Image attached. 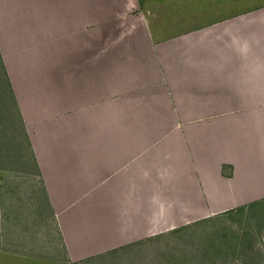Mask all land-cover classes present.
Returning <instances> with one entry per match:
<instances>
[{
    "label": "crops",
    "instance_id": "crops-1",
    "mask_svg": "<svg viewBox=\"0 0 264 264\" xmlns=\"http://www.w3.org/2000/svg\"><path fill=\"white\" fill-rule=\"evenodd\" d=\"M0 59L52 226L14 205L0 264H185L264 202V0H0Z\"/></svg>",
    "mask_w": 264,
    "mask_h": 264
},
{
    "label": "rangeland",
    "instance_id": "rangeland-1",
    "mask_svg": "<svg viewBox=\"0 0 264 264\" xmlns=\"http://www.w3.org/2000/svg\"><path fill=\"white\" fill-rule=\"evenodd\" d=\"M6 87L0 60V220L10 216L17 205L30 203L37 211L43 199L34 172H23L34 170L33 161ZM36 218L37 228L43 231V241L49 242L52 226L42 204L40 216ZM160 242L170 248L171 258L180 250V259L183 257L185 264H264V202L221 212L188 225ZM57 246L59 258L63 259L60 239ZM90 261L83 259L72 264L97 263Z\"/></svg>",
    "mask_w": 264,
    "mask_h": 264
},
{
    "label": "trees",
    "instance_id": "trees-1",
    "mask_svg": "<svg viewBox=\"0 0 264 264\" xmlns=\"http://www.w3.org/2000/svg\"><path fill=\"white\" fill-rule=\"evenodd\" d=\"M1 60V59H0ZM5 82H6V88H8V91H9V84H8V82H7V78H5ZM3 89H4V87H3ZM9 93H10V91H9ZM13 101V100H12Z\"/></svg>",
    "mask_w": 264,
    "mask_h": 264
}]
</instances>
